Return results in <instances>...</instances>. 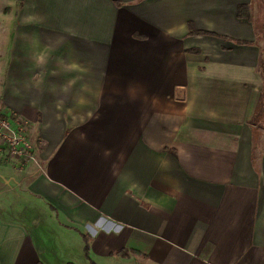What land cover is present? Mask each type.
I'll list each match as a JSON object with an SVG mask.
<instances>
[{"label": "crops", "instance_id": "0c3cea01", "mask_svg": "<svg viewBox=\"0 0 264 264\" xmlns=\"http://www.w3.org/2000/svg\"><path fill=\"white\" fill-rule=\"evenodd\" d=\"M261 17L0 0V112L35 147L0 165V264H264Z\"/></svg>", "mask_w": 264, "mask_h": 264}, {"label": "built area", "instance_id": "2783aa9c", "mask_svg": "<svg viewBox=\"0 0 264 264\" xmlns=\"http://www.w3.org/2000/svg\"><path fill=\"white\" fill-rule=\"evenodd\" d=\"M28 122L16 114L0 113V165L24 166L35 160Z\"/></svg>", "mask_w": 264, "mask_h": 264}, {"label": "trees", "instance_id": "16d2710c", "mask_svg": "<svg viewBox=\"0 0 264 264\" xmlns=\"http://www.w3.org/2000/svg\"><path fill=\"white\" fill-rule=\"evenodd\" d=\"M238 16L240 18H246L248 20H251V15H250V12H249V7L248 5H241L239 7V10H238ZM190 26H192V28L190 29V34L191 35H198V34H201L202 32L196 30L192 24H190Z\"/></svg>", "mask_w": 264, "mask_h": 264}, {"label": "rangeland", "instance_id": "374dc122", "mask_svg": "<svg viewBox=\"0 0 264 264\" xmlns=\"http://www.w3.org/2000/svg\"><path fill=\"white\" fill-rule=\"evenodd\" d=\"M261 16H262V15H261ZM260 20H263V17H261ZM263 22H264V20H263L261 23H263ZM0 113H2V114H6V115L14 114V113H11V112H10V113H3V112H0Z\"/></svg>", "mask_w": 264, "mask_h": 264}]
</instances>
